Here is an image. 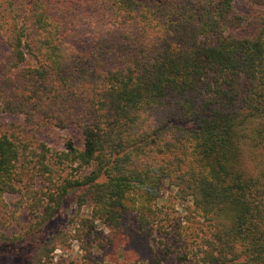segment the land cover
<instances>
[{"label": "trees", "instance_id": "trees-1", "mask_svg": "<svg viewBox=\"0 0 264 264\" xmlns=\"http://www.w3.org/2000/svg\"><path fill=\"white\" fill-rule=\"evenodd\" d=\"M236 1L0 0V112L77 127L82 147L68 139L55 163L88 169L20 185L24 145L0 134V242L23 239L9 226L24 208V235L42 231L74 187L83 220L119 231L132 214L152 232L166 181L208 227L193 264H264V0L247 24ZM59 235L36 264H58Z\"/></svg>", "mask_w": 264, "mask_h": 264}, {"label": "rangeland", "instance_id": "rangeland-1", "mask_svg": "<svg viewBox=\"0 0 264 264\" xmlns=\"http://www.w3.org/2000/svg\"><path fill=\"white\" fill-rule=\"evenodd\" d=\"M235 6L245 24L262 12L249 0H237ZM0 134H7L24 145L21 164L25 172L20 185L30 184L34 188L54 191L64 178L76 179L88 171L67 162L55 163L57 153L64 149L68 139L76 147H82L83 137L77 127L59 129L43 123L26 125L22 116L0 112ZM43 151L45 158L41 157ZM41 160L51 168V182L45 179L46 174H42ZM79 192V188L68 189L53 218L42 231L34 234L24 235V225L31 217L27 209L20 210L19 222L10 223L9 233L23 235V239L13 243L0 242V264H36L35 254L42 243L58 232L60 235L51 254L58 264H149L151 255L165 245L170 253L161 264L199 261L200 250L209 235L208 227L193 211L191 199L183 198L177 188L166 181L159 187L157 226L152 232L142 231L132 214H126L119 231H110L99 221L83 220L89 217V210L86 206L78 209L76 197ZM18 197V194L5 195L9 210L13 209Z\"/></svg>", "mask_w": 264, "mask_h": 264}]
</instances>
